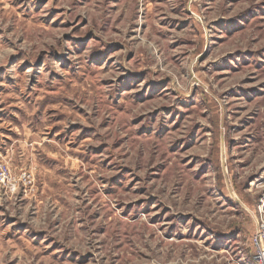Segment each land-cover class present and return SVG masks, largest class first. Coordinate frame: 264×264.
<instances>
[{
    "label": "rangeland",
    "instance_id": "obj_1",
    "mask_svg": "<svg viewBox=\"0 0 264 264\" xmlns=\"http://www.w3.org/2000/svg\"><path fill=\"white\" fill-rule=\"evenodd\" d=\"M0 264H251L264 0H0Z\"/></svg>",
    "mask_w": 264,
    "mask_h": 264
},
{
    "label": "built area",
    "instance_id": "obj_2",
    "mask_svg": "<svg viewBox=\"0 0 264 264\" xmlns=\"http://www.w3.org/2000/svg\"><path fill=\"white\" fill-rule=\"evenodd\" d=\"M0 183L3 185L7 184L8 190L12 193L17 192L20 185H23L25 189H32L34 186L32 174L23 172L22 176L16 179L12 176L8 166L0 167ZM257 223L258 227L251 241L253 248L251 264H264V212H259Z\"/></svg>",
    "mask_w": 264,
    "mask_h": 264
}]
</instances>
